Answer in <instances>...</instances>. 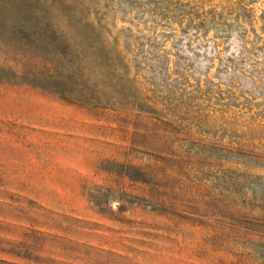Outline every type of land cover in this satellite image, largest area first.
Wrapping results in <instances>:
<instances>
[{
  "label": "rangeland",
  "instance_id": "obj_1",
  "mask_svg": "<svg viewBox=\"0 0 264 264\" xmlns=\"http://www.w3.org/2000/svg\"><path fill=\"white\" fill-rule=\"evenodd\" d=\"M0 264H264V0H0Z\"/></svg>",
  "mask_w": 264,
  "mask_h": 264
}]
</instances>
